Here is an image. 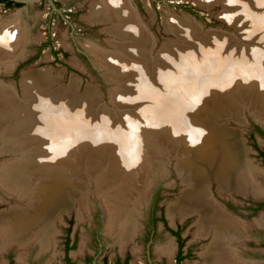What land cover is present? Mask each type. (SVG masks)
<instances>
[{
  "label": "rangeland",
  "instance_id": "1",
  "mask_svg": "<svg viewBox=\"0 0 264 264\" xmlns=\"http://www.w3.org/2000/svg\"><path fill=\"white\" fill-rule=\"evenodd\" d=\"M93 1L96 0H55L57 7L62 10L64 16L54 10L48 0L22 4L11 9H6L0 4V20L17 19L26 29L27 36L26 41L21 46L22 50L20 49L16 58L14 68L10 71L0 70V81L14 85L16 100L20 102V105L24 103L23 110L25 111L28 109L27 103L31 100L33 103L34 101L38 103V99L41 97V100L45 99L48 102L44 103L45 101L42 100L41 103L37 104L38 106L41 104L40 111L44 107L42 112L45 115L46 113H56L63 117L68 115L67 118L79 120L90 127L105 126L103 129L106 132V137L101 144L103 156L98 162L102 165L94 166V169H98H95L94 172H99L104 163L109 166L104 169L107 173L111 172L109 168L113 164H118L116 167L118 175L115 181L120 180L121 187L126 183V178L129 180V176L126 175V172H129L118 162L121 159L114 155L113 150L118 146L119 140L117 141V139L120 138V135H116L118 132L136 138L137 145H141L138 149H141L142 154L139 153L135 156L133 165L140 164V162L145 164L141 161L142 155L154 163L157 156L162 157L169 149H171L168 151L171 154L170 158L173 157L172 155L175 158H171L172 162L170 161L168 174L165 177V173L161 174L162 176L154 180L151 185L148 184L149 186L142 188V196L139 197L140 199L138 198L140 202L136 204L138 211L132 217L133 220H130V222L136 223V232L125 245H121L119 242L118 233L108 230L109 210L100 191L98 194L97 186L101 183L95 177L89 182L91 191L88 190V199L85 200V205L79 195L71 209L64 210L57 219L54 218L55 230L49 245L43 247L37 238H30L28 243L23 246L16 243L4 244L0 239V264H68L67 257L70 258L72 264H85L94 259L103 264H122L126 260L130 264H205L206 259L203 254L214 241V232L208 235L196 233L199 220L198 213H192L181 218L178 215L170 217L168 212L169 204L175 202L185 188L176 164L178 160L180 162L183 159L182 157H186V154H180V148L183 147V151L190 142L187 140L188 132L187 130H180L178 134H175V137L173 130L172 132L169 131L172 126L169 118L159 115L158 110L161 108V104L158 107L155 100L159 96H166L168 92L169 95L174 92L175 94H184L182 97H187L190 105L197 106L199 109L197 112L204 116L208 111L206 107H202V105H207L206 95L204 98L203 96L201 98V92L194 95L191 90V88H195L192 82L187 83L188 80L184 81L183 79L179 81L180 78L177 77H181L183 74L181 72L191 67L189 60L190 57L194 56V53H204L209 49L220 51L223 58L234 63L246 60L248 64L253 65L256 54L264 55V22L260 26L256 19L258 15L261 17L264 14V3L263 5L260 4L264 0H232L230 4L225 3L224 0H212V2L211 0H209L210 2L204 0L203 3L199 0H131L143 24L146 28L148 27L147 30L154 37L152 39L154 57L159 55L160 51H164L162 53L172 57L171 63L161 55L159 58L162 59L156 60L155 63H151L152 59H150L151 66L149 68H153V71L151 72L148 68L142 70L141 73L136 70L135 64L139 62L145 64L147 58L144 59L145 62L141 58L137 59L134 54L124 52L126 50H123V46L119 49L113 48L110 43L116 39H113L105 29L110 23L90 22L87 19ZM245 3L248 6L242 10L238 4ZM235 9L237 10L235 11ZM186 16L188 19L192 17L190 20L192 27L186 25ZM117 39L120 41L119 38ZM120 42L123 43V41ZM199 44L201 45L200 50L197 51ZM90 46L111 53L116 59V62H112L114 66H110L108 62L105 68L101 66V69H98L93 60L95 59L99 65L100 62L91 52ZM166 46L169 49H166ZM236 46L238 51L237 48L234 50ZM240 50L245 51V55ZM171 67L173 69L165 70V68ZM155 68L159 70L158 74L155 72ZM30 69L32 70L30 71ZM166 72H172L173 77L178 80L177 87L170 79L164 78ZM28 73L35 76L48 75L50 82L41 81L43 89L40 87V93L38 86L31 85L29 91L32 94H30L22 84L24 75ZM104 74L106 78H104ZM75 75L79 78L74 77ZM55 77L57 80L54 82L55 84H52V80L56 79ZM258 80V78L253 79V83L249 84L250 95L254 90L256 91ZM181 82L184 85H179L182 84ZM147 83H151V85H146ZM147 86H151V88L145 89ZM172 86L176 89L173 90ZM115 88L118 90L117 94ZM233 91H230L232 95L235 93ZM242 91L245 94V90L242 89ZM246 91L248 93V90ZM24 92H27L28 95ZM238 94L240 95V93ZM259 99L263 100L260 96ZM197 100L201 101L202 104L198 103ZM243 103L241 104L242 108H239V111L241 110L239 116L241 115V117L234 119L241 121V118L244 117L246 121L234 122L232 115L234 116L235 113L231 112L230 116L229 110H226L225 113L228 115L225 114L221 120H225L224 118L227 117L228 121H223L224 125L227 124L226 126L239 132L246 149L247 158L253 166H256L254 167L257 171L255 170L252 179L254 183L256 182L257 193H253L250 187L246 193L234 191L230 192L232 194L229 195L222 189L220 191L217 183H213L214 181L211 179L210 197L212 196L214 199L212 197L211 199L232 216L242 231V235L230 243L240 259L247 264H264V207L257 208L255 213L250 209L251 204L264 201V159L258 150L260 148L264 151V135L255 133V137L253 136L254 126L261 125L256 119L261 123L263 121L254 116L250 110L251 103L250 107L244 106ZM46 109L48 110L46 111ZM33 111L29 114L33 117L32 119H35V123L32 122L34 126L40 119L36 117L39 112ZM59 111L61 112L59 113ZM187 111V108L184 109L182 114V116L185 115V118L188 115ZM203 120L201 119V121ZM190 121L195 123L196 119L191 118ZM44 123L40 121L42 130L48 129ZM28 127L22 126V134L29 130ZM31 128L33 129L32 126ZM123 134H121L122 137ZM250 135L253 136V139ZM44 137L45 135L42 137L44 140L40 138L31 143L30 153L46 156L49 154L54 157V153H50L49 150L44 152V149H40L47 138L49 144L55 141L52 136ZM109 137L113 140L107 141ZM74 145L76 146V144ZM89 145L91 144L87 142L83 147H78L77 151L75 149L76 154L72 152L74 161L76 159V164L78 162L77 168L79 169L77 172L80 181L85 180L84 174L91 172L87 165V157L91 158L90 149L88 150ZM0 146H2V142H0ZM177 154L179 155L178 159H176ZM12 157L13 155L9 153L0 154V163L8 161ZM137 168L133 167L135 176L139 175ZM135 176L134 179L132 178L133 182H135ZM101 177L103 179L105 176ZM155 183H157L156 186ZM111 188L110 191V188L105 189V192L107 194L109 192L114 193L117 186ZM157 192L160 195L155 199ZM149 194L150 197L148 198ZM227 202L231 203L228 210L226 208ZM24 203L18 200L16 196L7 194L0 187V214L8 211L14 205H24ZM155 204L157 205L155 212L160 214L163 211L166 223L161 220L158 221L154 235L151 237L150 217ZM177 224L183 226L182 233L187 240L186 250L189 249V246L192 247L190 248L192 250L191 256L184 258L181 263H177L175 260L177 242L169 229L170 226L176 227ZM168 243L174 244L171 257L158 250L159 247Z\"/></svg>",
  "mask_w": 264,
  "mask_h": 264
},
{
  "label": "bare ground",
  "instance_id": "2",
  "mask_svg": "<svg viewBox=\"0 0 264 264\" xmlns=\"http://www.w3.org/2000/svg\"><path fill=\"white\" fill-rule=\"evenodd\" d=\"M199 1L203 3L204 0ZM206 1L208 2L209 0ZM224 2L230 4L232 0H224ZM263 3L264 1L260 2L262 5ZM260 4L259 6H261ZM238 5L241 6L242 10H245L248 6L247 3ZM187 16L185 17L186 25L188 27L191 25L192 27V23L190 22L192 17L190 16L191 18L188 19ZM259 16H257L256 19L258 22H256L262 26L264 14L261 17ZM13 19L7 21L0 20V70L10 71L14 68L21 46L26 41V29L17 19ZM87 19L90 22L110 23L105 29L113 39H116V41H111L110 43L113 48L119 49L123 46V50H126L124 52L134 54L137 59L141 58L144 60L147 58V61L144 60V62L146 61L145 64L142 62L135 64L136 70L140 73L142 70H147L151 66L150 59H152L151 63H155L156 60L162 59L159 58L162 56L169 62L172 61V57L162 53L164 51H160L159 55L161 56L157 55L154 57L152 53L154 46L152 39L154 37L147 30L148 27L146 28L143 24L131 0L93 1ZM117 38L123 41V43L118 41ZM226 41L229 42V40ZM200 46L199 44L197 51L200 50ZM90 48L92 50L90 51L94 53L100 62V66L105 68L108 62L110 66H114L112 62H116V59L111 53L94 46H90ZM236 48L238 51L237 46L234 50ZM166 49L169 48L167 47ZM224 52L226 53V50ZM189 62L191 67L183 70L181 72L183 73L182 76L177 78H180L179 81L183 79L184 81L188 80L187 83L192 82L195 87L194 89L191 88L194 95L199 92H201V98L202 96L204 98L206 95L207 105H202V107L208 109L207 114L205 113L204 116H201L197 112L199 111L197 106L193 107L187 101V97H182L184 94H175L174 92L169 95L168 92L166 96H159L155 100L158 103V107L161 104V108L158 110L159 115L169 118L172 124L170 127L171 130L169 129V131L172 132L173 130V134L175 135L180 130H187V136H189L187 140L188 142L190 141L183 151V147L180 148V154H186V157H182L183 159L180 162L178 160L176 164L178 174L182 178L185 188L178 199L169 204V216L174 217L178 215L184 218L189 214L198 213L199 220L197 222L196 233L206 235L210 231L214 232V241L203 254L206 259L205 264H247L240 259L234 247L230 244L231 241L242 235V231H240L232 216L222 210L211 199L210 183L212 181L211 179H213L219 188L226 192H232L236 189L239 192L246 193L251 187V191L257 193L255 187L256 182L254 183L252 179L255 175L256 166L254 165V167L251 164L252 162L248 160L246 149L238 132L236 133L230 127L226 126V124L224 125L223 121L228 118L225 117V120L221 119L225 114L228 115L225 113L227 112L226 110H229L230 116L231 112L236 114L235 116L232 113L234 114V116L232 115L233 118L241 117V115L239 116L241 112L239 108H242L241 104L244 102L243 105L249 107L251 103L250 110L254 116L261 119L264 123V55H261V53L256 54L253 60L254 64L252 62L253 65H251L246 60L234 63L227 60V58H223L220 51L209 49L204 53H194V56L190 57ZM149 70L152 72L153 68L151 69L150 67ZM155 72L158 74L159 70L156 69ZM164 74V78L167 80L170 79L177 87L176 83L178 80L173 77L172 72H166ZM49 78L50 76L45 74L35 76L32 73H28L24 75L22 84L28 92H30L29 88L31 85H36L40 93V87L43 89L41 81H49ZM256 78L259 79L258 83H256V91L254 90L252 95H250L251 92L249 90L251 89L249 84L253 83V79ZM56 80L57 78L52 80V84ZM146 85H151V83H147ZM179 85H184V83ZM190 85H188V88H190ZM176 87L172 86V89L175 90ZM149 88L151 86H147L145 89L149 90ZM242 89L245 90V94ZM231 90L235 91L233 95L230 93ZM246 90H248V93H246ZM115 92L116 94L118 93L116 88ZM15 93L13 84H6L0 81V142H2L0 154L9 153L13 155L8 161L6 160L0 163V187L9 195H14L18 200L25 203L24 205H14L8 211L0 214V239L2 242L4 244L16 243L23 246L28 243L30 238H37L43 247L49 245L52 242V236L55 230L54 218L57 219L64 210L71 209L79 195L85 205V200L88 199V190L91 191L89 189V182L96 177L95 179L101 183L97 186L98 194L100 191L103 197L102 199H105L106 206L109 210L108 230L113 233H118L121 245L128 243L136 232V223L134 221L130 222V220H133L132 217L138 211L136 204L140 202L142 188L144 189L145 186L151 185L154 180L162 176L161 174L165 173L164 177L168 174L171 158H175L174 155L170 158L171 154L168 151H171V149H167L168 151L162 157L157 156V159H155L156 162L154 163H152L153 161L151 159H147L146 156L142 155V157L140 156L141 161L145 164H141L140 162V164L133 165L132 162L135 161V156L141 153V149H138L141 145H137L136 138L128 137L118 132L116 134L120 135V138L117 139V141L119 140L118 146L116 148L112 146L114 148V155L118 159H121L118 162L129 172H126L129 180L126 178V183L121 187V181H115L118 175V170H116L118 164H113L109 168L111 172H105L104 169L108 165L105 163L99 172H94L98 170L96 168L95 170L94 166L99 167L102 165L98 162L103 156L101 152L103 146L101 144L106 137V132L103 129L105 126H101L100 128L90 127L79 120L67 118L68 115H66L67 117L57 115L56 113H46L45 115L42 112L44 107L40 111L41 104L39 106L37 105L43 100H41V97L39 98V94L37 95L39 98H37L38 103L35 101L33 103L32 100L31 104V101L27 103V112V110H23L24 103L20 105V102L16 100ZM24 93L27 94V92ZM30 94L32 93L30 92ZM259 96L263 100L259 99ZM198 103L202 104L201 101H198ZM186 108L188 110L187 118L184 117L185 115L182 116ZM33 110L39 112V115L36 114V117L40 121L45 122L44 125H47L48 129L42 130V125L38 119L39 122H36L33 126L32 122L34 121L35 123V119H32L33 117L29 114L31 111L34 112ZM191 118L193 120L196 119L194 121L195 123L190 121ZM201 119L204 120L201 121ZM22 126H29V130L24 134L21 132L23 130ZM121 134L124 136L122 137ZM44 135V138L46 136H52L55 141L49 144L47 138L45 144L41 143L44 145L43 147L40 146V149H44V152L49 150L50 153H54V157H51L49 154L46 156L30 153L31 143L38 141ZM19 137L21 139H18ZM42 140L44 139L42 138ZM109 140L113 139L109 137L107 141ZM87 142L91 144L89 145L90 148H88V150L90 149L89 154L91 158L87 157V165L91 169V172L84 174L85 180L80 181L77 172L79 169L77 168L78 162L76 164L77 160L75 159L74 161L72 152L76 154L78 147H83ZM82 151L84 152L85 149ZM178 158L179 155L177 154L176 159ZM132 166L138 167V176H135L136 173ZM101 176L105 177L101 179ZM134 176L136 177L135 182H133ZM113 186H117L116 191L107 194L105 189L110 188V191ZM128 223L129 225L127 226ZM113 235L115 236L116 234ZM158 250L171 257L174 251V244L168 243L163 247H159Z\"/></svg>",
  "mask_w": 264,
  "mask_h": 264
},
{
  "label": "flooded vegetation",
  "instance_id": "3",
  "mask_svg": "<svg viewBox=\"0 0 264 264\" xmlns=\"http://www.w3.org/2000/svg\"><path fill=\"white\" fill-rule=\"evenodd\" d=\"M1 5H3V7L4 8H6L5 7V3H0ZM7 9V8H6ZM254 128H255V130H254V132H253V136L255 137V133H259L260 135H264V130H263V127H261V126H259V125H256V126H254ZM250 136H252V135H250ZM253 136H252V139H253ZM257 148V147H256ZM258 150H259V153L262 155V158L264 159V151L262 150V149H260V148H258ZM248 152V151H247ZM213 183H215V182H213ZM212 183V184H213ZM211 184V185H212ZM218 186V185H217ZM2 188V187H1ZM2 190H4L3 188H2ZM232 190H234V189H232ZM5 191V190H4ZM220 191H221V189H220ZM222 191H225V190H222ZM235 191H237L236 189H235ZM248 191H249V189H248ZM6 192V191H5ZM226 192V191H225ZM232 192H234V191H232ZM7 193V192H6ZM8 194V193H7ZM226 194H229V195H231L232 193H230V192H228V193H226ZM159 195H160V193L159 192H157V194L155 195V199H157L158 197H159ZM212 197V196H211ZM213 198V197H212ZM214 199V198H213ZM157 204V203H156ZM154 205L153 206V212H152V215H151V217H150V220H151V228H150V236L152 237L153 235H154V231H155V227H156V225H157V222L158 221H162V222H164V223H166V219H165V216H164V213H163V211L160 213V214H158L157 212H155L156 211V206L157 205ZM229 205H231V203H226V208H227V210L228 209H230V206ZM251 206L252 207H250V209H251V211L253 212V213H255V211L257 210V208H259V207H264V201H259L258 203H256V204H251ZM188 216V215H187ZM169 229H170V231H171V233L174 235V237H175V240H176V242H177V244H176V253H175V260H176V262L177 263H181L182 262V260L184 259V258H186V257H189V256H191V252H192V250L190 249V248H192V247H188L189 249H187L186 250V243H187V240L185 239V237L183 236V233H182V229H183V226L181 225V224H177V226L176 227H173V226H170L169 227ZM213 231H210L209 232V234L210 233H212ZM208 235V234H207ZM179 257H182L180 260H179ZM130 263V262H129Z\"/></svg>",
  "mask_w": 264,
  "mask_h": 264
},
{
  "label": "water",
  "instance_id": "4",
  "mask_svg": "<svg viewBox=\"0 0 264 264\" xmlns=\"http://www.w3.org/2000/svg\"><path fill=\"white\" fill-rule=\"evenodd\" d=\"M12 1H15V2H18V3H22V4H31V3H34V2H38V1H42V0H12ZM49 1V3H50V6L54 9V10H57L58 12H60L61 14H62V16H64V14H63V12H62V10L60 9V8H58L57 7V4H56V2H55V0H48ZM192 15V14H191ZM194 17V16H193ZM93 60V59H92ZM93 62H94V64L96 65V67L99 69L101 66L95 61V60H93ZM101 69V68H100ZM74 77H76V78H79L77 75H75ZM104 78H106L105 77V74H104ZM87 89V88H86ZM240 114H241V112H240ZM243 116V115H242ZM233 120H234V122H242V121H246V119L244 118V117H242V120L241 121H238L237 119H234L233 118ZM228 121V120H227ZM256 121L258 122V123H260L261 125L260 126H264V124L263 123H261L260 121H258L257 119H256ZM227 125V124H226ZM264 128V127H263ZM233 130V129H232ZM233 131H235V130H233ZM236 133L238 132V131H235ZM238 135H239V132H238ZM240 136V135H239ZM156 184L157 183H155V186H156ZM154 186V185H153ZM150 197V194L148 195V198ZM85 264H103V263H100V262H98L96 259H94V260H92L91 262H89V263H85ZM151 264H153V263H151Z\"/></svg>",
  "mask_w": 264,
  "mask_h": 264
},
{
  "label": "trees",
  "instance_id": "5",
  "mask_svg": "<svg viewBox=\"0 0 264 264\" xmlns=\"http://www.w3.org/2000/svg\"><path fill=\"white\" fill-rule=\"evenodd\" d=\"M0 3H5V7L7 9H11V8H14L16 6H19V5H22V3H18V2H15V1H12V0H0ZM69 244V243H68ZM182 257H179V260L181 259ZM92 261V260H91ZM89 261V262H91ZM67 262L68 264H72L71 260L69 257H67ZM88 262V263H89ZM121 264V263H120ZM122 264H130L128 260H126L124 263Z\"/></svg>",
  "mask_w": 264,
  "mask_h": 264
}]
</instances>
